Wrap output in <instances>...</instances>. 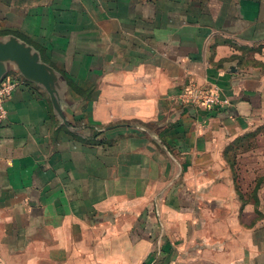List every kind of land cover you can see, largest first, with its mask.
<instances>
[{"label": "crops", "instance_id": "crops-1", "mask_svg": "<svg viewBox=\"0 0 264 264\" xmlns=\"http://www.w3.org/2000/svg\"><path fill=\"white\" fill-rule=\"evenodd\" d=\"M0 47V264H264V0H0Z\"/></svg>", "mask_w": 264, "mask_h": 264}, {"label": "built area", "instance_id": "built-area-1", "mask_svg": "<svg viewBox=\"0 0 264 264\" xmlns=\"http://www.w3.org/2000/svg\"><path fill=\"white\" fill-rule=\"evenodd\" d=\"M18 85L19 81L12 77L0 81V120L5 118L7 113L6 102L10 99ZM178 100L180 103L196 109L218 110L228 105V101L221 98L217 89L197 86H187L184 88Z\"/></svg>", "mask_w": 264, "mask_h": 264}, {"label": "water", "instance_id": "water-1", "mask_svg": "<svg viewBox=\"0 0 264 264\" xmlns=\"http://www.w3.org/2000/svg\"><path fill=\"white\" fill-rule=\"evenodd\" d=\"M6 56L14 58V60L19 61L20 64L25 63L29 67L38 69L43 75L45 74L42 65L37 63L36 61L31 60L28 52L26 51H16L9 49L8 47H0V60H2ZM1 76L2 75H0V81Z\"/></svg>", "mask_w": 264, "mask_h": 264}, {"label": "rangeland", "instance_id": "rangeland-1", "mask_svg": "<svg viewBox=\"0 0 264 264\" xmlns=\"http://www.w3.org/2000/svg\"><path fill=\"white\" fill-rule=\"evenodd\" d=\"M237 50H240L241 52H244V53H252V52H254V49L252 48V49H246V50H241L239 47L237 48ZM261 51V49H258V48H255V54H256V52H260Z\"/></svg>", "mask_w": 264, "mask_h": 264}]
</instances>
